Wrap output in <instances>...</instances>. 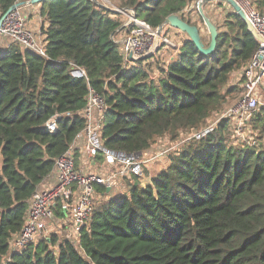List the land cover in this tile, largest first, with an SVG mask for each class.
I'll return each mask as SVG.
<instances>
[{"label":"trees","instance_id":"16d2710c","mask_svg":"<svg viewBox=\"0 0 264 264\" xmlns=\"http://www.w3.org/2000/svg\"><path fill=\"white\" fill-rule=\"evenodd\" d=\"M18 1L0 0L1 15ZM193 1L126 4L159 27L172 14L196 25L182 12ZM255 4L264 11V0ZM41 13L48 58L15 43L0 48V264L6 257V264H264V140L229 144L230 119L171 153L151 183L134 178L128 194L98 202L79 243L53 234L9 252L29 200L85 125L79 111L90 86L108 106L104 145L137 153L159 137L206 125L235 89H225L231 74L258 47L232 12L213 53L183 40L179 58L156 82L148 66L124 68L112 38L121 22L95 0H44ZM73 67L84 68L87 78L73 75ZM56 115L58 127L50 132Z\"/></svg>","mask_w":264,"mask_h":264},{"label":"built area","instance_id":"2783aa9c","mask_svg":"<svg viewBox=\"0 0 264 264\" xmlns=\"http://www.w3.org/2000/svg\"><path fill=\"white\" fill-rule=\"evenodd\" d=\"M200 1L197 3L198 10ZM95 2L110 9L114 14L125 13L126 15L125 21L112 35L123 56L125 69L148 66L150 60L161 58V50L164 48L181 49L182 44L179 47L168 32L170 26L165 25L160 30V26L153 27L146 20L138 17L133 8H119L111 0H95ZM236 2L262 38L256 39L257 50L243 66L244 85L239 103L232 108L217 112V119L211 124L191 131H181L179 137L167 148L160 149L155 153L150 148L137 153H127L109 149L104 145L102 134L108 106L104 97L90 86L86 104L79 111L85 120V125L76 134L68 150L56 159L52 171L55 173V183L49 188L38 189L29 200L24 226L19 233L12 237L10 253H20L30 244L50 239L53 234L68 239L74 244L79 243L82 228L87 226L92 219L94 209L99 201L98 195L100 192L104 193L98 191V187L101 186L107 191V189L113 188L117 181L125 179L132 181L134 178L145 186L147 184L143 178L154 163L214 132L222 120L230 119V124L232 120L236 119L242 123L245 120L250 122L252 117L264 108V11L257 8L255 0H236ZM192 9L193 5H190L182 12L188 15ZM2 17L0 12V19ZM1 36L5 37L10 44H18L23 50L48 58L45 38L29 26L28 15L23 6L4 16L0 25ZM179 54L180 51H177L165 59V71L169 63L179 58ZM147 70L149 69L147 68ZM71 72L75 76L87 78L84 68L73 67ZM150 77L153 79L151 72ZM57 117V115L52 117L47 123L50 132H54L58 127ZM243 141L250 143L245 138ZM76 147L84 148L90 159L103 157L104 163L110 167V171L99 174L84 168L76 153ZM54 223L58 224L59 231L48 234ZM66 228L70 229V233L64 231ZM7 260H9L8 257L3 264H6Z\"/></svg>","mask_w":264,"mask_h":264},{"label":"rangeland","instance_id":"374dc122","mask_svg":"<svg viewBox=\"0 0 264 264\" xmlns=\"http://www.w3.org/2000/svg\"><path fill=\"white\" fill-rule=\"evenodd\" d=\"M20 1H27V0H20ZM114 5H116L119 8H133L126 4L127 0H111ZM200 0H194L192 2L193 9L191 10L190 16L192 17V20L196 22V25L200 28L201 34L204 37L205 41L210 42L211 37L208 30V27L202 18L200 11L198 10L197 3ZM134 9V8H133ZM204 12L206 13L207 17L218 27L219 29V35L225 31L228 30L227 27V21L230 19V14L232 12H235L234 8L227 2V0H211L208 2H204L203 5ZM114 17H117L121 23L125 21L126 15L125 13H118L113 14ZM173 37V36H172ZM0 39H6L5 37H0ZM176 39V38H175ZM178 39H176L177 42ZM10 43L6 44L8 46ZM206 44V43H205ZM164 61L163 58H155V60H150V63L148 65V69L151 72L152 78L154 81L156 79H159V75L164 69ZM243 85H244V78H243V66L240 69L235 70L230 77V81L228 85L225 87L227 88H235L233 92L229 93L227 95L226 102L222 108L221 111L226 110L228 108H232L236 106L242 97L243 92ZM259 110V109H258ZM257 110V111H258ZM217 112H213L209 118L207 119V124L213 123L217 119ZM263 114L264 115V109H260L255 115L251 122L244 121V123L240 122L239 119H236L235 121L232 120L231 126H229V130H225V134L228 138L229 144L231 145H242L243 144V138L249 141H258L263 139L264 140V132L261 130V124L263 122H260L258 118ZM260 115V116H259ZM239 129H241L239 131ZM183 131H189V130H183ZM181 132V131H180ZM177 135V137H172L170 135H164L162 137L157 138L152 143L150 150L155 153L159 151L160 149L167 148L175 139H177L180 135ZM244 132V134H242ZM173 153V152H172ZM171 154V153H170ZM168 154L166 157H164L162 160L154 163L148 171L145 173V178L143 180L148 179L152 174L156 173L158 171L157 165H161L162 163L168 164L169 163V156ZM129 182V181H128ZM130 191V190H129ZM120 192V191H117ZM57 223H54L52 225L51 230L48 231V234L57 233L59 228L57 229ZM73 239H75L73 237ZM77 240H75L76 242ZM77 243V242H76Z\"/></svg>","mask_w":264,"mask_h":264},{"label":"crops","instance_id":"0c3cea01","mask_svg":"<svg viewBox=\"0 0 264 264\" xmlns=\"http://www.w3.org/2000/svg\"><path fill=\"white\" fill-rule=\"evenodd\" d=\"M41 7H42V3H35V4H30L27 3L25 5H23V9L26 12V14L28 15V24L29 26L35 30L38 33L42 34V28L48 25V21L46 20V17L42 15L41 13ZM170 36L172 37L173 41H175V43H177V45L180 47L183 40L188 39V35L179 30V29H175L173 27H170L169 31ZM43 35V34H42ZM43 37L45 38V35H43ZM177 42H176V39ZM8 43L7 39H0V48H5L7 47L6 44ZM176 50V51H175ZM175 50H170L169 48H164L161 50V58L163 59H167L169 58V56L171 54H175V52H179V50L175 49ZM177 55V54H176ZM165 75V70L163 69L162 72L159 75L160 77H163ZM156 82L157 79H156ZM76 153L79 156L80 162L82 164V166L86 169H88L89 171L92 170L93 172H97L99 174H104L110 171V167L108 165H106L104 163V159L103 157H97L96 159H90L89 155L87 154L86 150L84 148L81 147H76ZM86 164H90L89 166H87ZM169 164V163H168ZM168 164L162 163L161 165H157V169L158 171L154 174H152L148 179L145 180V184H149L152 182L153 178L159 174V172L163 169H165ZM55 173H51L38 187V189H43V188H49L50 186H52L55 183ZM129 181V182H128ZM132 181L129 179H125L122 181H117V184L111 188V189H107L106 193H99L98 198L99 201L102 200H107L109 199V195L115 196L117 194H128L129 190H130V183ZM120 191V192H117ZM66 233H70V229H65L64 230Z\"/></svg>","mask_w":264,"mask_h":264},{"label":"water","instance_id":"95a60500","mask_svg":"<svg viewBox=\"0 0 264 264\" xmlns=\"http://www.w3.org/2000/svg\"><path fill=\"white\" fill-rule=\"evenodd\" d=\"M44 0H27V1H18L16 2L14 5H12L9 10L7 11L10 12L20 6H23L27 3L30 4H35V3H42ZM211 0H201L199 3V11L200 14L202 16V18L204 19L209 33H210V37H211V41L209 43L208 46L205 45L203 38H202V34H201V30L200 28L195 25V24H190L188 21L184 20L180 15L177 14H172L170 16H168L164 23L160 26V30L163 29V27L165 25H168L170 27H173L175 29H179L183 32H185L189 39H191L196 47L199 49L200 52L204 53V54H211L214 52L216 45H217V41L219 38V29L218 27L207 17L206 13L204 12L203 9V5L204 2H208ZM227 2H229V4L234 8L235 13H237L242 19L243 21L247 24L249 31L252 33V35L256 38V39H262L261 36L258 34V32L256 31V29L254 28L253 24L251 23V21L247 18L245 12L243 11V9L240 7V5L236 2V0H227ZM5 13L3 15V17L0 19V25L2 22V19L4 18V16L7 14Z\"/></svg>","mask_w":264,"mask_h":264}]
</instances>
